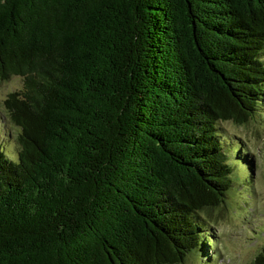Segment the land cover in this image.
<instances>
[{"label": "trees", "instance_id": "trees-1", "mask_svg": "<svg viewBox=\"0 0 264 264\" xmlns=\"http://www.w3.org/2000/svg\"><path fill=\"white\" fill-rule=\"evenodd\" d=\"M263 53L264 0H0V82H21L1 105L0 264L210 247L202 214L234 182L217 124L258 111Z\"/></svg>", "mask_w": 264, "mask_h": 264}, {"label": "rangeland", "instance_id": "rangeland-1", "mask_svg": "<svg viewBox=\"0 0 264 264\" xmlns=\"http://www.w3.org/2000/svg\"><path fill=\"white\" fill-rule=\"evenodd\" d=\"M20 87L17 78L0 82V143L11 158L17 151L16 131L1 112V105ZM257 109L244 125L217 124L223 151L234 167V182L225 203L202 214V230L210 237V247L204 246L184 264H252L258 254H264V100ZM236 154L244 159L234 158Z\"/></svg>", "mask_w": 264, "mask_h": 264}]
</instances>
